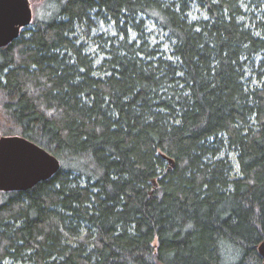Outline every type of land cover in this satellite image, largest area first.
<instances>
[{"label": "trees", "instance_id": "1", "mask_svg": "<svg viewBox=\"0 0 264 264\" xmlns=\"http://www.w3.org/2000/svg\"><path fill=\"white\" fill-rule=\"evenodd\" d=\"M31 26L0 48V137L61 169L0 192V264H263L264 0H42Z\"/></svg>", "mask_w": 264, "mask_h": 264}, {"label": "water", "instance_id": "2", "mask_svg": "<svg viewBox=\"0 0 264 264\" xmlns=\"http://www.w3.org/2000/svg\"><path fill=\"white\" fill-rule=\"evenodd\" d=\"M32 22L30 0H0V48L16 41ZM60 169L57 157L24 137H0V192L28 191ZM259 253L264 264V242Z\"/></svg>", "mask_w": 264, "mask_h": 264}, {"label": "rangeland", "instance_id": "3", "mask_svg": "<svg viewBox=\"0 0 264 264\" xmlns=\"http://www.w3.org/2000/svg\"><path fill=\"white\" fill-rule=\"evenodd\" d=\"M30 4L33 10V19H34L35 12L38 13V11H40L42 0H30ZM201 16H205V14L203 13L202 10L197 9L195 11V14L193 15V18L198 19ZM146 26L148 28L146 31L149 35L148 42L151 43L153 47L157 45L159 51H161L162 53L169 54L171 51V47L168 36L164 32H162L161 29L157 27L152 21H149ZM29 28H32V26H30ZM92 32H93V36L99 34L107 35L106 37H108V35L113 37L118 36V33L115 31L114 24L109 23V21L106 20L97 23V27ZM131 35L133 39L136 38L135 32H131ZM82 40H84L85 44L90 48L91 52L96 51L98 46L94 45V41L92 40V38L83 36ZM230 158L233 161V165H234L233 175L238 176L239 170H238L236 154L230 152ZM6 263L11 264V262H6Z\"/></svg>", "mask_w": 264, "mask_h": 264}]
</instances>
